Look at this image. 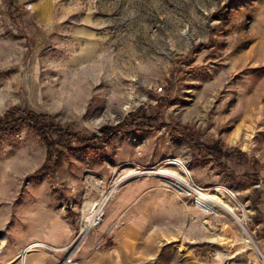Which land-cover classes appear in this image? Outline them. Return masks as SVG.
<instances>
[{
	"label": "rangeland",
	"instance_id": "374dc122",
	"mask_svg": "<svg viewBox=\"0 0 264 264\" xmlns=\"http://www.w3.org/2000/svg\"><path fill=\"white\" fill-rule=\"evenodd\" d=\"M13 107L78 137L139 107L151 120L91 144L25 125L0 134V245L46 216H66L74 235L117 177L163 169L236 207L262 256L230 216L152 174L116 188L81 250L106 242V214L133 187L146 223L129 264H264V0H0V117Z\"/></svg>",
	"mask_w": 264,
	"mask_h": 264
},
{
	"label": "crops",
	"instance_id": "0c3cea01",
	"mask_svg": "<svg viewBox=\"0 0 264 264\" xmlns=\"http://www.w3.org/2000/svg\"><path fill=\"white\" fill-rule=\"evenodd\" d=\"M259 192L258 211L264 224V186ZM137 188L120 192L100 227L106 242L97 252L90 250V242L78 255L75 264H129L142 248L145 236V213L130 207ZM116 226H112L115 222ZM75 227L66 216H47L31 229L9 232L5 244L0 245V264H54L60 253L53 250L67 243Z\"/></svg>",
	"mask_w": 264,
	"mask_h": 264
},
{
	"label": "bare ground",
	"instance_id": "6f19581e",
	"mask_svg": "<svg viewBox=\"0 0 264 264\" xmlns=\"http://www.w3.org/2000/svg\"><path fill=\"white\" fill-rule=\"evenodd\" d=\"M233 143H235V141H233ZM147 174H150V175L152 174L153 176H156V178H160V181L162 183H164V185L171 187L172 189L176 190L180 194L188 195L194 191L193 187L186 180V177L179 176L177 174L171 173V172L163 170V169L155 170L152 172H144V173H142L140 171H129V172L124 173L123 175L117 177L116 180L112 183L113 185L111 186L109 191L106 192L105 194H103V196L97 202H92L91 204H89L88 209H87V213H86L88 215L86 218L87 219L86 222L91 223L92 222L91 219L98 218L100 215H102L101 213H103V211H102L101 207L105 203H108V201L110 202V199L112 198V196L116 192V188L119 185H121V183L125 182L126 180H129L132 177H136L138 175H147ZM216 189L219 191H222V190L227 191L230 196H233L228 190L223 189V187H218ZM211 190H214V188L213 189L211 188ZM197 198L199 199V201H201L203 203L202 209L204 212H208V213H211L214 215H225L226 214V215L230 216L234 220L238 229L240 230V233L242 235L243 244L245 246L253 248L254 251L258 255L262 256L261 253L259 252L254 240L252 239V237L249 235V233L246 231L245 227L243 226L242 220L236 216V214H235V208L236 207L234 208L232 205L223 202L222 200L218 199L216 196H212V195L205 193V192L197 193ZM104 209H105V207H104ZM94 250H96V249H94ZM56 251L59 253H62V252H65V248L58 249ZM80 252H81V249L78 251V253H80Z\"/></svg>",
	"mask_w": 264,
	"mask_h": 264
},
{
	"label": "trees",
	"instance_id": "16d2710c",
	"mask_svg": "<svg viewBox=\"0 0 264 264\" xmlns=\"http://www.w3.org/2000/svg\"><path fill=\"white\" fill-rule=\"evenodd\" d=\"M137 118H141L139 123H133L137 120ZM151 118L147 116L145 109L142 107L137 108L136 110L130 112L128 114L127 119H125L122 123H119L114 126H103L100 131L101 135H93L90 137H78V135L74 133H69L67 131L56 130V128L52 125V123L48 121H43L42 116L33 112H25L20 109L13 107L8 109L1 117H0V134L10 132L19 126H28L33 129L39 136L46 139V137L50 135H56L59 142H76V143H84L91 144L96 143L102 140H105L107 136L111 132L122 131L125 127H135L137 129L150 127ZM209 152L213 155L219 153V151L215 147H206ZM50 151H48L46 160L50 159ZM43 167L41 168V170Z\"/></svg>",
	"mask_w": 264,
	"mask_h": 264
},
{
	"label": "built area",
	"instance_id": "2783aa9c",
	"mask_svg": "<svg viewBox=\"0 0 264 264\" xmlns=\"http://www.w3.org/2000/svg\"><path fill=\"white\" fill-rule=\"evenodd\" d=\"M190 185L193 187V192H191L190 194L186 195V194H182L185 196H191L192 197V203L193 205L199 209L202 210V205L203 203L201 201H199V199L197 198V193L200 192H205V190L203 188L198 187L197 185H195L192 180L190 179ZM262 186H264V181L262 180H258L257 183H255L254 187L257 189H260ZM106 204V203H105ZM105 204L101 207L103 213H101L102 215H100L98 218H93L91 219L92 222H86V218H87V214L85 215V217L82 219V221H80V227L79 230L72 236V238L70 239L69 243L62 247V248H53V250H58V249H63L65 248V252H62L63 255L58 259L57 264H71L73 262L74 256L78 253V251L81 249L82 245L85 243V240L87 238V236L89 235V233L92 231V229L98 227L100 225V223L102 222L103 216H104V207ZM103 241L101 240L99 243L96 244V247L94 249H99L102 245Z\"/></svg>",
	"mask_w": 264,
	"mask_h": 264
}]
</instances>
